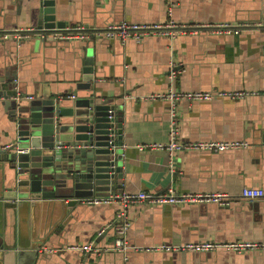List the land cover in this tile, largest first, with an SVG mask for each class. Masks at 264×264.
<instances>
[{
	"label": "crops",
	"instance_id": "obj_1",
	"mask_svg": "<svg viewBox=\"0 0 264 264\" xmlns=\"http://www.w3.org/2000/svg\"><path fill=\"white\" fill-rule=\"evenodd\" d=\"M35 5L30 0H0V29L37 28ZM55 8L57 19L92 32L121 21H172L187 31L172 39L151 35L138 42L100 36L85 41L33 36L20 45L0 41V79L17 71L13 81L23 94L34 96L50 88L71 98L76 85L85 83L79 81L84 58L92 56L89 88L102 99L113 98L114 116L122 124V145L116 148L122 178L113 190L226 193L235 200L229 205L133 203L128 208L129 248L122 254L68 248L91 241L109 246L111 229L99 233L113 218L116 204L67 205L47 199L31 207L34 199L15 198L6 206L0 197V264H264V248H131L210 240L264 244V195L239 197L243 187L264 190V26L257 25L264 18V0H55ZM222 23L245 25L228 34L212 32ZM171 69L176 71L173 79ZM170 87L258 91L243 98L182 99L176 106L178 140H244L248 146L218 152L177 150L172 156L145 146L166 142L170 124L167 101L144 96ZM15 135V122L0 98V148L16 142ZM3 178L0 172V187Z\"/></svg>",
	"mask_w": 264,
	"mask_h": 264
},
{
	"label": "water",
	"instance_id": "obj_2",
	"mask_svg": "<svg viewBox=\"0 0 264 264\" xmlns=\"http://www.w3.org/2000/svg\"><path fill=\"white\" fill-rule=\"evenodd\" d=\"M30 1L36 3L35 27L67 25L56 18L55 0ZM83 63L79 81L85 83L76 85L72 99L50 88L25 98L29 94H23L13 81L17 71L0 79V96L15 122L17 139L8 148H0L4 205H13L15 198L34 199L31 207L47 199L74 205L80 197L113 190L122 178L116 153L122 145V124L114 116L113 98L102 99L101 93L89 88L93 57L85 56ZM18 93L22 98L16 100Z\"/></svg>",
	"mask_w": 264,
	"mask_h": 264
},
{
	"label": "built area",
	"instance_id": "obj_3",
	"mask_svg": "<svg viewBox=\"0 0 264 264\" xmlns=\"http://www.w3.org/2000/svg\"><path fill=\"white\" fill-rule=\"evenodd\" d=\"M245 24H237L234 28L228 23H222L218 25V28L213 30L217 34H228L231 31H238L239 27ZM258 26H264V18L261 22L257 23ZM176 24L169 21L165 25L161 24H149V23H132L121 21L105 26L101 31L92 32L89 31L86 26L82 24L77 25H65L63 27L53 28H29L18 29H0V41L12 40L15 44L20 45L24 41L30 40L33 36H37L40 39L52 38L56 40H79L85 41L94 36H100L107 39H118L125 41L127 39H133L134 41H141L146 36L161 35L174 38L177 34L186 33V28H178ZM192 31V30H191ZM176 71L171 69L169 74L170 79H173ZM17 81H15L16 87ZM258 91L250 90H206V91H175L171 87L166 92H156L144 96L145 99L160 98L166 100L169 105V138L166 142L150 143L147 146L151 150H165L170 156L174 151L197 149L208 150L218 152L226 149L233 148H245L248 143L244 140H200V141H181L177 139V125H176V106L177 103L182 100H209L214 96H227L230 98H243L247 95L257 94ZM74 98V94L70 95ZM1 98V97H0ZM22 96L18 93L15 99L18 100ZM27 99H31V96H25ZM111 117V115H109ZM11 146L7 144L1 147L5 149ZM19 152V150H16ZM24 151H27L26 149ZM264 195L263 188L260 187H243L239 197L246 200H254ZM79 202L86 205L94 204H116L117 209L113 218L102 228V232L111 229L113 233V240L109 246L99 247L94 241L88 242L82 245L68 246L69 249H78L83 252L93 251L100 252L106 250H112L126 254L129 246L126 240V233L129 229L131 219L128 208L133 203L146 202L151 204H185L200 201H213L220 205H229L233 200L232 196L226 193H203V194H191V193H177L172 189L163 192L155 191H115L111 190L107 194L102 195H89L80 197ZM134 250H188V251H208L218 248L225 249L227 251L243 252L253 248H264L263 243L249 242V241H231V242H217V241H198V242H186L181 244H154L150 246H132ZM126 258V257H125Z\"/></svg>",
	"mask_w": 264,
	"mask_h": 264
}]
</instances>
